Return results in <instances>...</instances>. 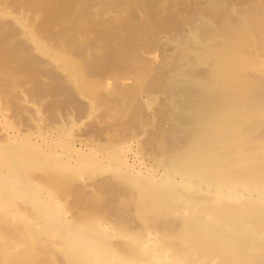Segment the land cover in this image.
I'll return each instance as SVG.
<instances>
[{
  "label": "bare ground",
  "instance_id": "obj_1",
  "mask_svg": "<svg viewBox=\"0 0 264 264\" xmlns=\"http://www.w3.org/2000/svg\"><path fill=\"white\" fill-rule=\"evenodd\" d=\"M101 1L123 20L95 22L97 0H7L42 12L37 35L0 12V98L19 121L0 127V264H264V22L257 39L232 42L264 0ZM35 35L57 59L37 58ZM75 56L99 76L95 90L140 79L150 104L130 100L127 118L71 139L100 114L56 63ZM31 64L51 85L39 100L11 90Z\"/></svg>",
  "mask_w": 264,
  "mask_h": 264
},
{
  "label": "rangeland",
  "instance_id": "obj_2",
  "mask_svg": "<svg viewBox=\"0 0 264 264\" xmlns=\"http://www.w3.org/2000/svg\"><path fill=\"white\" fill-rule=\"evenodd\" d=\"M105 1H114V0H105ZM151 1V0H150ZM235 1H237V3H239V1L238 0H232V1H230V4L233 2L236 6H237V3L235 2ZM253 2H255L254 0H252ZM260 1H262V0H259L258 2L260 3ZM4 4V6H3V4ZM7 2V0H4V2L3 1H1L0 0V12L1 11H5L6 13H12V15L16 18V20H18L17 21V28H19V29H21V30H24L25 32H27V33H29V30H31L32 32H33V34H37L35 31H37V29H39L38 31L40 32V29H41V27H42V16L40 15V14H42V12L40 13V12H36L35 11V9L33 8V10H32V7L31 6H29L28 4H25V5H22V6H20V7H22V9L19 7V9H20V12H19V10H17L14 6L12 7L11 5H10V3L9 4H7L6 3ZM8 2H10V0H8ZM115 2V1H114ZM154 2H158V1H154ZM153 2V3H154ZM256 2H257V0H256ZM255 2V3H256ZM97 3H99V4H96V3H93V6H92V8H93V13H94V15H95V22H101V21H103V20H106L107 18H110V19H114V20H116V21H121V20H123V18L122 17H119V18H117L115 15H118L116 12H112V11H110V10H107L106 9V14H104L105 13V9H104V6L103 5H105L104 4V2H102L101 0H97ZM152 4V3H151ZM155 4V5H154ZM153 5L154 6H156L154 9L155 10H157L158 11V7L160 6V4H158V3H154ZM234 4H231V5H234ZM8 5H10V7H8ZM28 5V6H27ZM92 5V4H91ZM94 5H96V7L94 6ZM2 6H3V8H2ZM6 6H7V8H6ZM24 6H25V9H24ZM4 8H6V9H8L9 8V11L8 10H6V9H4ZM13 8V9H12ZM30 10H32V11H29V9ZM255 8V7H254ZM16 9V11L14 12V10ZM258 9V8H257ZM22 10V11H21ZM27 10V11H26ZM12 11V12H11ZM34 11V12H33ZM123 12H127V11H124V10H122ZM109 12H111V13H109ZM254 12V11H253ZM35 14V15H33L32 16V14ZM40 13V14H39ZM100 13H103V15H101ZM237 13H239V12H237ZM256 13V17L254 16V18L253 17H247V20L245 21V23L244 24H242L241 23V29H242V31L243 32H245V33H243V34H239V33H236L233 37H232V42H234V43H238V42H243L244 40H245V37L246 36H250V37H252V38H254V36H255V33H254V27H255V23L257 22V23H260V22H264L263 20H264V17L261 15V12L259 13L257 10L254 12V14ZM241 15V14H240ZM257 15H259V16H257ZM261 15V16H260ZM32 16V17H31ZM113 18H112V17ZM36 17V18H35ZM39 17H40V20H38L39 19ZM32 18V19H31ZM34 18V19H33ZM38 18V19H37ZM238 18V17H237ZM253 18V19H252ZM251 19V20H250ZM258 19V20H257ZM261 19V20H260ZM38 22V23H37ZM248 22V23H247ZM252 23V24H251ZM36 24H41L40 25V28H39V26L38 25H36ZM226 24H230V21H227L226 22ZM36 25V26H35ZM214 28H216V23H214ZM34 28H37V29H35L34 30ZM253 29V30H252ZM34 30V31H33ZM251 30V31H250ZM249 32V33H248ZM33 34H31V35H33ZM38 35V34H37ZM241 35V36H240ZM245 37H244V36ZM175 36V35H174ZM34 37V38H33ZM37 36L35 35V36H27V41L28 42H30V45L31 46H34L33 48H35L36 49V55H37V58H40L41 60H50L51 58H52V55H53V57L54 58H56L54 55L56 54V50L55 49H51V48H49L51 51V53L48 51V52H44V49H43V47L44 46H49L50 44H52V41L51 42H49L47 39H45V38H43L44 40H40L39 38V40L40 41H38V42H36L37 40L35 39ZM256 37V39H257V36H255ZM33 38V39H32ZM238 38V39H237ZM237 39V40H236ZM32 40V41H31ZM33 40H34V42H33ZM36 40V41H35ZM45 40H47V42L45 41ZM43 41V42H42ZM40 42H42V43H44V44H40ZM170 42H172V44H174L175 45V49H176V47H177V42L174 40V38H172V40H170ZM38 43H39V45H38ZM48 43V44H47ZM47 44V45H46ZM37 45H38V47H37ZM50 47H52V45H50ZM42 48V49H41ZM82 48H85V44L82 46ZM62 51H63V47H61L60 48ZM53 50V51H52ZM55 50V51H54ZM46 51V50H45ZM0 52H3V51H0ZM53 52H55L54 54H53ZM64 52V51H63ZM52 54V55H51ZM2 54L0 53V56H1ZM39 55V56H38ZM3 56V55H2ZM57 56V55H56ZM67 55H66V53L64 52L63 53V57L65 58ZM59 57V56H58ZM63 57H61V58H63ZM193 57H195V59L198 61L197 62V64L199 65H197V64H194L196 67H195V69L197 70V69H199V70H202V69H205V70H210V68L212 67L211 66V64L210 63H208L209 61H203L202 59H200V60H198L197 58V56H193ZM263 58H261V57H259L262 61H264V55L262 56ZM78 57H76L75 56V58L74 57H72V64H69V66L68 65H63V62H61V61H57L56 63H57V65H59V66H63L64 67V69H65V67H66V69L67 70H65V74H67V76L68 77H72V79H73V77H74V79H75V81H77L80 85H78V89H80V90H78V92H81L82 93V97L85 99V101H87V103H85V104H87L88 105V103L90 104V106H91V103H92V105L94 106V107H96L97 109H98V113H100V114H98L97 115V113L96 114H94V115H92L91 116V118H87V119H84V121L82 122V123H79L78 125H76L75 126V129H74V132H72V134H71V139H72V137H73V135L74 134H77V135H75V139L77 138V136H78V134L80 133V130H81V128H80V126L82 127V130L84 131V129H86L87 127H86V125L88 126L89 125V123L90 124H92V123H96V124H105V123H107L108 121L107 120H116V118H118V117H120V118H123V116H122V114H121V111L123 112L124 111V116L127 118L129 115H130V111H131V105H130V100H133V101H135V102H141V103H144V104H146V105H148V104H150V102L148 101V93L147 92H145L144 91V87H145V85H143L140 81V79L138 80V82L140 83H138L137 82V80H134V82H129V85L126 87V85L125 84H122L121 86H119V85H117V87H118V89L120 90V87L122 88V90H121V92L120 91H118V93L116 92V91H112L113 90V88H114V86L116 87V84L117 83H119L117 80H115L114 82L112 81V80H114V79H110V78H108V80H109V82L110 83H107L108 85H109V88H107L106 86H103V87H101V88H99L98 90H95V86H96V82H98V80H99V76H97L96 75V73L94 72V71H92V70H90V69H88V68H86L85 67V63H84V61H82V59L80 60L79 58H78V60H76ZM2 57H0V65L3 63L2 62ZM57 59V58H56ZM60 59V58H59ZM60 60H62V59H60ZM71 60V59H70ZM76 61V62H74V61ZM78 61V62H77ZM81 61L83 62V64L81 63ZM202 61V62H201ZM80 62V65L78 64ZM203 64V65H202ZM202 65V66H201ZM84 68H83V67ZM31 67H33L32 68V70H30V72L32 73V76L31 77H29L30 79H27L26 78V73L28 72L29 73V70L27 71L26 70V73L25 72H23V71H21L22 72V74L21 75H19V76H17V79H19V81H17V82H15L17 79H15L16 77L15 76H13V75H11V76H13V79H12V81L13 80H15L14 82L15 83H17V84H15L14 82H13V84L14 85H12L13 86V88H11L12 86H10V88H11V90L13 91V93L14 94H16L15 93V91H17V92H19V91H21V93H23L24 94V92L25 93H29V94H31L32 95V97L34 98V100H39V98H40V96H42V95H44L43 93H42V91L43 90H46V92L45 93H47V91L50 89L49 87H48V85L51 87V85H50V83L48 82V78L47 77H45L46 79H44L43 78V76H41V73H39V72H43L42 71V69H41V71L39 70L40 68H38V66H36V65H33V64H31ZM36 69H35V68ZM68 67V68H67ZM70 67H73L72 69L74 70V71H72V69L70 68ZM79 67V68H78ZM190 67H192V66H190ZM80 68H82L81 70H79ZM30 69V68H29ZM33 69H35V71L33 70ZM69 69V70H68ZM70 69H71V71H70ZM85 69H88L89 71H86ZM187 69H189V68H187ZM37 70V71H36ZM77 70H78V72H77ZM10 72V71H9ZM34 72H35V75H34ZM73 72H74V74H73ZM77 72V73H76ZM81 72V73H80ZM87 72V73H86ZM199 72V71H198ZM24 73V74H23ZM36 73H38L37 75H36ZM117 73H119V72H117ZM11 74V73H10ZM90 74V75H89ZM123 74H125V73H123ZM23 75H25V76H23ZM31 75V74H30ZM29 74H28V76H30ZM42 75H43V73H42ZM73 75V76H72ZM75 75V76H74ZM79 75V76H78ZM88 75V76H87ZM134 75V74H133ZM20 76H22V77H25V79L24 78H22V77H20ZM27 76V77H28ZM35 77L36 76V78L34 79V78H32V77ZM39 76H41V77H39ZM82 76V77H81ZM85 76H86V78H85ZM15 77V78H14ZM39 79H38V78ZM95 77V78H94ZM20 78L23 80L24 79V81H22V80H20ZM32 78V79H31ZM42 80H41V79ZM27 80V82H25ZM30 80H39L38 82H40V83H38L37 81H36V83H37V86L35 85L36 83L35 82H31ZM46 80V81H45ZM92 80V81H91ZM21 81V82H20ZM28 81H29V83H28ZM43 81H45V82H43ZM95 81V82H94ZM31 82V83H30ZM43 82V83H42ZM21 85H20V84ZM22 83H24L23 85H22ZM33 83H34V85H33ZM116 83V84H115ZM38 84H43L42 86L41 85H38ZM46 84V85H45ZM115 84V85H114ZM17 85V86H16ZM19 85H20V87H19ZM45 85V86H44ZM125 86L126 87V89L124 88V91H123V87L122 86ZM143 85V86H142ZM15 86V87H14ZM39 86V87H38ZM45 88H44V87ZM47 86V87H46ZM19 87V88H18ZM30 87V88H29ZM42 89H41V88ZM113 87V88H112ZM117 87L116 88H114V90H116L117 89ZM131 89V90H129V88ZM9 88V89H10ZM16 88V89H15ZM29 88V89H28ZM37 88H39V89H37ZM49 88V89H48ZM112 88V89H111ZM128 88V89H127ZM143 88V89H142ZM15 89V90H14ZM19 89V90H18ZM28 89V91H26ZM34 89V90H33ZM36 89V90H35ZM93 89V90H92ZM101 89H103V92H102V90ZM104 89H107V90H104ZM111 91H110V90ZM117 89V90H118ZM30 90H32V92H30ZM39 92H38V91ZM100 90V91H99ZM36 92L37 91V93L38 94H40V95H38V96H36V97H34V95H33V92ZM107 91V92H106ZM109 91L110 92H114V94H112V93H110V94H112V95H110L109 94ZM125 91H127V92H125ZM141 91V92H140ZM9 92V91H8ZM75 92H76V90H75ZM107 93L108 95L106 96V94L105 93ZM138 92L139 93H141V95H144V96H142L140 99H138L137 97H135L136 96V94H138ZM13 93H11L12 95H10V97L11 96H13ZM120 93V94H119ZM122 93V94H121ZM28 94V95H29ZM77 93H75V95H76ZM116 94H118V96L116 95ZM27 94L26 95H24L25 97H27L28 96ZM31 95L29 96V97H31ZM36 95V94H35ZM102 95H105L106 97H109V95L113 98L114 96H117L115 99H116V101H115V99L113 100V102L112 101H109V100H111V98H103V99H100V97L102 96ZM114 95V96H113ZM131 95V96H130ZM76 96H78V94L76 95ZM100 96V97H99ZM29 97H27V98H29ZM31 97V98H32ZM120 97H122V98H120ZM125 97H126V99H127V105H125V103L123 102V103H117V104H115L118 100V98L119 99H125ZM135 97V98H134ZM37 98V99H36ZM98 99H100V103H99V100ZM105 99V101H106V103H104L105 101H103ZM126 99H125V101H126ZM142 100H144V101H142ZM114 101H115V103H114ZM2 103H6V102H3V100L0 98V107L2 108V109H4V105H2ZM83 103H84V101H83ZM102 103H104L103 105H102ZM112 103H114V104H112ZM148 103V104H147ZM7 104V103H6ZM5 104V105H6ZM101 104V105H100ZM113 106V107H112ZM129 107V108H128ZM2 109H0V127L2 128V130H1V132H4V133H6V132H12L13 130H15V126L17 125V123L19 122L17 119H13L15 116L13 115V113H11V112H13V111H11V109H8V110H6V109H4L3 111H2ZM108 112V113H107ZM9 115V116H8ZM75 115H77V114H75ZM101 115H102V117H101ZM118 115V116H117ZM94 116V117H93ZM75 118H76V116H75ZM102 118H104V121L105 122H103V121H101V120H103ZM89 119V120H88ZM94 119V120H93ZM99 119V120H98ZM114 120V121H115ZM102 123H101V122ZM80 125V126H79ZM86 127V128H85ZM81 130V131H82ZM79 131V132H78ZM43 137V136H42ZM70 138V137H69ZM74 138V137H73ZM0 142H2L3 141V136L1 137L0 136ZM96 141V140H95ZM94 142V141H93ZM98 142V143H97ZM97 142H94V143H91L90 144V146L89 145H87L86 147L84 146V150L86 151V152H88L89 150H91V148L92 147H98L99 145H101L100 144V142L99 141H97ZM95 143H97V144H95ZM77 145H79L78 143H76ZM105 146V145H104ZM64 196V195H63ZM63 198V197H62ZM61 198V200H63L64 202H65V205H67L68 206V209L71 211H69L68 209H67V214L70 216V217H72V216H74L73 215V212H72V210L71 209H74V207H70V203L72 202H70V200H72V199H70V198H64V199H62ZM67 199H68V203H67ZM71 208V209H70ZM77 208V207H76ZM75 210V212L77 211V209H74ZM75 212H74V214H75Z\"/></svg>",
  "mask_w": 264,
  "mask_h": 264
}]
</instances>
